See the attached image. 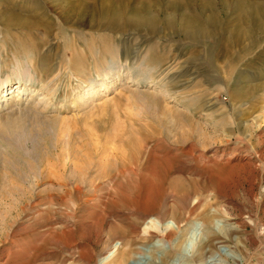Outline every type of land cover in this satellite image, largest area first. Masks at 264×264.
<instances>
[{
    "label": "rangeland",
    "instance_id": "1",
    "mask_svg": "<svg viewBox=\"0 0 264 264\" xmlns=\"http://www.w3.org/2000/svg\"><path fill=\"white\" fill-rule=\"evenodd\" d=\"M117 252L264 264V0H0V264Z\"/></svg>",
    "mask_w": 264,
    "mask_h": 264
},
{
    "label": "bare ground",
    "instance_id": "2",
    "mask_svg": "<svg viewBox=\"0 0 264 264\" xmlns=\"http://www.w3.org/2000/svg\"><path fill=\"white\" fill-rule=\"evenodd\" d=\"M146 21V20H145ZM186 23V22H185ZM153 25V24H152ZM14 88V89H13ZM26 88H27V85L26 86H22V85H20V84H18V85H16V86H11L10 88H7L6 89V92L8 91V90H14L13 92H15V90H19L20 91V93H21V91L23 92V91H25L26 90ZM11 93V92H10ZM20 93L18 94V95H20ZM96 93V92H95ZM8 94V93H7ZM6 94V95H7ZM116 166V165H115ZM120 166H122V165H120ZM114 167V166H113ZM123 170V169H122ZM122 172V171H121ZM126 172V171H125ZM108 174V173H107ZM105 175V174H104ZM103 174H99V177L100 178H102V177H105ZM114 176V175H113ZM118 177V176H117ZM118 180V179H117ZM60 181V180H59ZM101 181V180H100ZM79 183H84V182H86V180L85 181H83V180H79L78 181ZM91 182H92V180H91ZM62 184V183H61ZM63 184H64V182H63ZM79 185V184H78ZM77 189H78V191L80 190V188H79V186L77 187ZM96 189H100V184H97V185H95V190ZM54 195V194H53ZM51 197V196H50ZM52 198H54V197H52ZM54 202L52 201V204H53ZM192 243H189V242H186V243H184L183 245H182V247L181 248H183V250H186V249H188L189 247H190V245H191ZM192 246V245H191ZM106 248V247H105ZM104 248V249H105ZM104 251V250H103ZM125 254L123 253V256H124ZM120 254H118V252L116 253V254H114V256H112L111 258H109V260L107 261V262H105L104 264H124L123 263V261L122 260H124L123 259V257L121 256ZM92 258H93V255H92ZM90 259V258H89ZM121 259V260H120ZM92 260V259H91ZM121 261V262H118V261ZM200 262L202 261V257L200 258V260H199ZM118 262V263H117ZM90 263H91V261H90Z\"/></svg>",
    "mask_w": 264,
    "mask_h": 264
}]
</instances>
